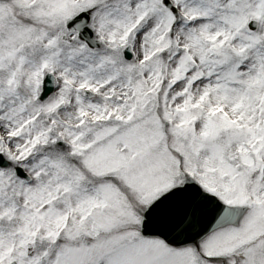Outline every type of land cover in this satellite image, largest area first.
Masks as SVG:
<instances>
[{"label":"snow or ice","instance_id":"6c2138e0","mask_svg":"<svg viewBox=\"0 0 264 264\" xmlns=\"http://www.w3.org/2000/svg\"><path fill=\"white\" fill-rule=\"evenodd\" d=\"M0 264H264V0H0Z\"/></svg>","mask_w":264,"mask_h":264}]
</instances>
